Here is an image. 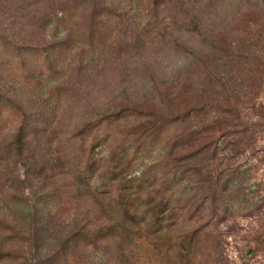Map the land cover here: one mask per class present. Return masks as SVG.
I'll use <instances>...</instances> for the list:
<instances>
[{
	"label": "trees",
	"instance_id": "1",
	"mask_svg": "<svg viewBox=\"0 0 264 264\" xmlns=\"http://www.w3.org/2000/svg\"><path fill=\"white\" fill-rule=\"evenodd\" d=\"M123 1L126 11L120 10ZM5 2L7 11L31 6V19L42 32L52 27L53 40H11L0 26V83L34 106L25 108L0 90V264H40V257L45 264H71L74 258L84 264L87 253L111 246L115 264H223L222 245L232 237L225 225L237 202V172L228 163L264 138V126L242 122L237 99L209 104L203 86L177 91V83L157 106L95 114L68 134L61 154L52 149L57 136L47 134L63 97L58 81L71 63H94L103 54L116 33L112 18L130 17L133 9L153 24L171 0H115L110 7L105 0H0V8ZM83 2L89 16L81 21ZM210 49L224 67L243 58ZM262 49L264 43L258 53ZM204 51L188 52L193 65L207 58ZM218 87L233 93L222 81ZM4 115L9 123H1ZM128 119L126 133L114 130ZM7 125L10 137L2 134ZM90 138L92 151L104 147L105 154L83 161L70 142ZM59 186L64 206L52 216L36 200L52 199ZM73 201H82L74 213ZM79 207L86 212L79 214ZM52 247L59 253L48 257Z\"/></svg>",
	"mask_w": 264,
	"mask_h": 264
},
{
	"label": "rangeland",
	"instance_id": "2",
	"mask_svg": "<svg viewBox=\"0 0 264 264\" xmlns=\"http://www.w3.org/2000/svg\"><path fill=\"white\" fill-rule=\"evenodd\" d=\"M113 1L105 0L104 3L110 7ZM5 5L6 2L0 8V26L9 39L30 40L33 44L53 40L48 37L53 33L52 27H48L46 33L42 32L38 29L40 24L31 19V6H13L8 12ZM127 8L123 1L120 10L126 11ZM79 16L81 21L88 18V2L82 3ZM129 16L112 18L110 24L115 26L116 33L103 54L94 58V63H71L58 81L63 97L54 110L55 115L47 132L49 135L52 131L57 136L52 142L54 154H61L69 145L66 140L68 134L93 120L95 114L112 113L122 108L144 110L157 106L177 83V91L203 86L205 101L209 104L221 102L225 96L237 99L240 105L237 111H240L242 122L264 126V121L257 115V111H261L259 105L264 110L263 49L258 53L264 43V6L259 0H171L153 24L148 23L145 14L136 15L133 9ZM212 47L226 48L233 55L241 54L243 58L233 65L234 68L224 67L211 55ZM199 50H205L203 53L207 58L203 63L193 65L195 61L188 52ZM256 57L258 62L254 59ZM70 60L67 59L66 63L69 64ZM223 64L226 65L224 61ZM229 72L231 78H228ZM220 81L225 83L226 89H233V93L225 90L223 94L218 87ZM9 89L10 86L0 83L3 95L25 108L34 109L28 97L18 90L13 93ZM9 118L4 115L1 123H9ZM128 123L129 119L116 123L114 130L124 134ZM8 129L7 125L3 136L10 137ZM92 145V138L75 139L70 142V149L83 161L92 158V154L96 158L103 157L105 148L99 147L93 152ZM16 168L24 179L23 168ZM228 168L237 172V202L233 215L225 225L232 237H225V244L222 245L223 264H264V138L239 151L237 157L228 163ZM64 195V189L59 186L52 199L36 200V205L41 211L45 208V213L50 212L54 216L55 211L64 206ZM31 201L35 202V198ZM81 202L73 201L72 213ZM78 211L84 214L86 209L79 207ZM54 223L53 218L49 225L51 229ZM257 243L258 252L251 253L249 248ZM53 252L57 253L58 248H50L48 257ZM44 259L47 258L40 257L35 263L45 264ZM73 260L71 264H76L75 258ZM207 263L213 264V261ZM84 264H115L114 248L104 247L87 253Z\"/></svg>",
	"mask_w": 264,
	"mask_h": 264
}]
</instances>
